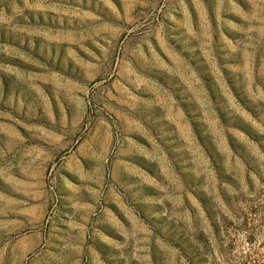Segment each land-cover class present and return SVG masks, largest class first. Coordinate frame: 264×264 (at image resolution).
<instances>
[{
  "label": "rangeland",
  "instance_id": "1",
  "mask_svg": "<svg viewBox=\"0 0 264 264\" xmlns=\"http://www.w3.org/2000/svg\"><path fill=\"white\" fill-rule=\"evenodd\" d=\"M0 264H264V0H0Z\"/></svg>",
  "mask_w": 264,
  "mask_h": 264
}]
</instances>
